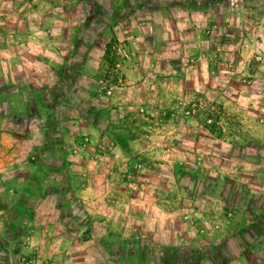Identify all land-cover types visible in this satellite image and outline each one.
<instances>
[{
	"label": "rangeland",
	"instance_id": "obj_1",
	"mask_svg": "<svg viewBox=\"0 0 264 264\" xmlns=\"http://www.w3.org/2000/svg\"><path fill=\"white\" fill-rule=\"evenodd\" d=\"M263 10L0 0L1 170L24 159L18 170L33 171L18 197L0 180L13 264H264V50L238 65L217 35L223 16ZM127 65L145 83L129 95ZM91 185L105 200L118 190L92 211L74 193Z\"/></svg>",
	"mask_w": 264,
	"mask_h": 264
},
{
	"label": "crops",
	"instance_id": "obj_2",
	"mask_svg": "<svg viewBox=\"0 0 264 264\" xmlns=\"http://www.w3.org/2000/svg\"><path fill=\"white\" fill-rule=\"evenodd\" d=\"M185 3V2H184ZM172 3L169 2L167 5H171ZM164 5V3L157 2L156 7L159 6V8L162 6L164 7V14L161 15L162 17H168L170 20L176 16V12ZM186 4L183 5L182 7V15H187L189 17V10L186 8ZM57 9L61 8L57 7ZM56 9V10H57ZM151 16L156 17L155 14L150 12ZM145 16V15H144ZM237 16V15H236ZM234 16L231 14L223 16V19L221 21V28L220 32H217V35H220L219 42H218V51L220 52L221 56L225 59L223 55L222 50H232L233 52L236 53V59L235 61L238 62V65H241L243 63H247V61H253V57L255 56V53L264 50V10L261 12L259 19L256 20H251L249 18H244V20L237 21V23L234 21ZM171 29V28H170ZM156 30V31H155ZM155 30H152V32H160L161 27H155ZM145 32V31H144ZM143 34V33H142ZM147 34V32H146ZM148 35H144V38L147 40ZM50 37H56V36H50ZM149 37V36H148ZM54 40V39H52ZM172 40V39H170ZM203 40V39H202ZM208 40V39H207ZM153 42V40H151ZM179 42V40H178ZM154 44V43H153ZM52 50H54L56 53H59L56 49V46H52ZM222 51V52H221ZM208 52V51H207ZM207 52H202L204 55H207ZM203 57V55H202ZM59 59V56L55 54L54 56L51 57V60L49 64H56L57 60ZM202 62L200 66H205L206 68L209 67V63L205 64V59L201 58ZM221 61V58L217 60L219 64H228L226 61ZM78 60V59H77ZM220 61V62H219ZM141 66H136L134 70L130 66H126V71H127V77L124 79V82L126 84L125 89L126 94L129 95V91L131 89L130 85L132 82L135 83V85H132V88H136L139 85H143L145 83H142L141 77H143L139 71L134 74L133 72L138 69L140 70ZM175 67L178 68L179 65L175 64ZM155 72H152L151 78L154 81H150L151 84L148 83V88L151 86L152 90L156 89V84H155V73H157V70L154 69ZM152 90H150V93H153ZM27 163V160L25 161L24 159H16L11 161L6 165V168L4 170H1V164H0V180L5 181L6 188H7V193H10L16 197L19 196L23 191H26L27 189V182L30 178V175L33 173L32 169L30 170H25L24 172L19 171V167L22 163ZM3 164V163H2ZM31 166L29 164L27 167ZM29 187V186H28ZM100 189L96 188V186H89L86 189H78L76 192V196L80 199H82L85 203V206H87L90 210H95L99 211L98 209L100 206L99 202L104 201L111 203L110 198L114 196V194L117 192L116 190L117 187L110 189L109 191L112 192L113 194L105 200L104 194L102 192H99ZM108 191V192H109ZM11 197V196H10ZM17 205L16 203H8V207H14ZM2 209H7L6 207H2L0 205V211ZM109 208H106L105 211H108ZM52 220V219H51ZM1 247L0 248V264H13L12 262V254L10 251H8V247L5 248ZM9 259L8 262H6ZM16 264V263H15ZM37 264H41V262H37Z\"/></svg>",
	"mask_w": 264,
	"mask_h": 264
},
{
	"label": "built area",
	"instance_id": "obj_3",
	"mask_svg": "<svg viewBox=\"0 0 264 264\" xmlns=\"http://www.w3.org/2000/svg\"><path fill=\"white\" fill-rule=\"evenodd\" d=\"M34 256L30 257V258H27V257H23L22 258V261L25 263V264H32L34 262Z\"/></svg>",
	"mask_w": 264,
	"mask_h": 264
}]
</instances>
